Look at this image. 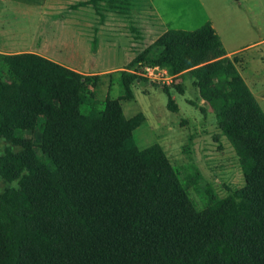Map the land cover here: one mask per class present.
<instances>
[{
    "label": "trees",
    "instance_id": "1",
    "mask_svg": "<svg viewBox=\"0 0 264 264\" xmlns=\"http://www.w3.org/2000/svg\"><path fill=\"white\" fill-rule=\"evenodd\" d=\"M224 54L207 22L167 29L132 62L192 78L238 156L243 187L200 211L162 147L135 145L142 119L119 99L97 103L89 76L37 53L0 54V179L14 184L0 192V264H264V113ZM143 78L120 71L125 98Z\"/></svg>",
    "mask_w": 264,
    "mask_h": 264
},
{
    "label": "rangeland",
    "instance_id": "2",
    "mask_svg": "<svg viewBox=\"0 0 264 264\" xmlns=\"http://www.w3.org/2000/svg\"><path fill=\"white\" fill-rule=\"evenodd\" d=\"M114 1L0 0V50H32L89 76L87 89L97 103L119 99L125 117L142 119L132 132L135 145L159 144L194 209L203 210L245 183L214 111L186 73L167 70L166 81L132 82L134 96L128 99L120 71L142 76L146 62H132L164 31L194 30L208 22L220 38L222 57L234 62L264 113V0ZM6 73L0 65V78ZM24 135L39 141L37 130ZM7 146L0 139V154ZM13 185L0 179V192Z\"/></svg>",
    "mask_w": 264,
    "mask_h": 264
},
{
    "label": "built area",
    "instance_id": "3",
    "mask_svg": "<svg viewBox=\"0 0 264 264\" xmlns=\"http://www.w3.org/2000/svg\"><path fill=\"white\" fill-rule=\"evenodd\" d=\"M142 76L146 77L148 80L161 82L166 81L168 76H171L167 73V68L158 66V65H144L141 68Z\"/></svg>",
    "mask_w": 264,
    "mask_h": 264
},
{
    "label": "crops",
    "instance_id": "4",
    "mask_svg": "<svg viewBox=\"0 0 264 264\" xmlns=\"http://www.w3.org/2000/svg\"><path fill=\"white\" fill-rule=\"evenodd\" d=\"M7 51H5V50H0V53H6ZM20 52H31V53H36V52H34V51H32V50H18V51H15V52H9V53H20ZM37 54H39V53H37ZM39 55H41V54H39ZM53 61V60H52ZM135 86H136V84H135ZM135 86H133L132 88H135ZM187 90L185 89L183 92H181L182 94H184L185 92H186ZM133 93V92H132ZM135 93V92H134ZM174 94H175V92H173ZM172 92H170V91H168V94L166 93V96H175L174 94H173ZM176 93H178V92H176ZM180 93V94H181ZM133 96H134V94H133ZM135 96H136V94H135Z\"/></svg>",
    "mask_w": 264,
    "mask_h": 264
}]
</instances>
